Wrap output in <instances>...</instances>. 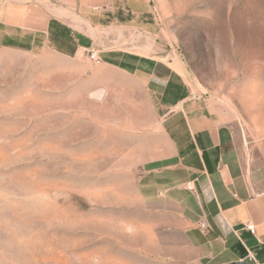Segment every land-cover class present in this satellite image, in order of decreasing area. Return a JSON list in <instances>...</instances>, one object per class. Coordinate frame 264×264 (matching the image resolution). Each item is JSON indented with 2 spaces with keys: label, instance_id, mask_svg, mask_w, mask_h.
Masks as SVG:
<instances>
[{
  "label": "rangeland",
  "instance_id": "rangeland-1",
  "mask_svg": "<svg viewBox=\"0 0 264 264\" xmlns=\"http://www.w3.org/2000/svg\"><path fill=\"white\" fill-rule=\"evenodd\" d=\"M8 14L37 32L0 29V264H163L138 188L162 136L134 76L90 52L183 75L264 161V0H0Z\"/></svg>",
  "mask_w": 264,
  "mask_h": 264
},
{
  "label": "crops",
  "instance_id": "crops-1",
  "mask_svg": "<svg viewBox=\"0 0 264 264\" xmlns=\"http://www.w3.org/2000/svg\"><path fill=\"white\" fill-rule=\"evenodd\" d=\"M25 19L17 27L19 20L8 14L0 29L37 32L30 16ZM73 50L77 56L81 47ZM117 56L102 54L99 61L134 76L137 100L144 101L138 110L146 114L147 104L152 109L142 130L162 136V143L153 146L156 156L144 163L138 185L139 195L154 210L153 244L161 245L157 260L264 264V161L249 150L243 155L246 141L235 135L229 112L195 95L183 75L170 69L164 76L155 59ZM248 224L254 225L255 235L245 230Z\"/></svg>",
  "mask_w": 264,
  "mask_h": 264
},
{
  "label": "built area",
  "instance_id": "built-area-1",
  "mask_svg": "<svg viewBox=\"0 0 264 264\" xmlns=\"http://www.w3.org/2000/svg\"><path fill=\"white\" fill-rule=\"evenodd\" d=\"M89 60L92 63H98V61H99L98 53H96V52H90L89 53ZM188 190L191 191V188H188ZM245 230L249 234L255 235V227H254V225H252V224L246 225ZM250 259L253 261V258L252 257H250Z\"/></svg>",
  "mask_w": 264,
  "mask_h": 264
}]
</instances>
